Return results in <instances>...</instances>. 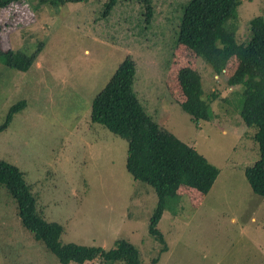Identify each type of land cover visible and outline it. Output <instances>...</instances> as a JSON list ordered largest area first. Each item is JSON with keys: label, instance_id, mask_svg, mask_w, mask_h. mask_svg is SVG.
Listing matches in <instances>:
<instances>
[{"label": "rangeland", "instance_id": "1", "mask_svg": "<svg viewBox=\"0 0 264 264\" xmlns=\"http://www.w3.org/2000/svg\"><path fill=\"white\" fill-rule=\"evenodd\" d=\"M50 1L0 8V49L31 60L26 71L0 60V123L12 105L25 103L0 134V161L22 172L36 211L63 227L61 242L109 251L126 240L141 264L155 258V264H264V200L244 176L258 158L254 130L239 117V87L227 85L236 60L215 75L176 44L189 0H152L148 26L138 0H119L109 15L105 0ZM256 17L264 18V0H240L232 22L238 43L249 40ZM126 56L135 62L133 89L147 114L218 169L206 195L179 187L176 202L166 206L157 225L163 253L148 233L155 192L127 173L126 141L89 118L92 99ZM184 67L199 72L202 97L212 100L207 122H193L180 108L177 72ZM0 264H59L23 229L1 185Z\"/></svg>", "mask_w": 264, "mask_h": 264}, {"label": "trees", "instance_id": "2", "mask_svg": "<svg viewBox=\"0 0 264 264\" xmlns=\"http://www.w3.org/2000/svg\"><path fill=\"white\" fill-rule=\"evenodd\" d=\"M17 1L0 0V8ZM55 1L50 2L56 5ZM81 1L56 2L65 5ZM118 1L105 0L103 15H109ZM138 2L143 8L145 26H148L154 10L152 0ZM239 4L240 0H189L183 6L175 41L210 67L215 75L225 71L230 60L235 58L236 63L230 66L233 69L227 85L239 87L236 92L242 102L239 117L247 128L254 130L252 141L258 151L257 160L244 169V176L253 194L264 200V18H253L248 25L249 40L238 43L232 22L236 19ZM1 59H4L6 67L18 71H26L31 61L25 54L11 49H0ZM135 74V62L126 56L92 99L89 118L92 123L126 141L127 173L134 181L147 184L155 192L157 202L149 219L148 233L161 245L163 253L167 251V245L157 225L166 206L169 202H176L179 187L206 195L217 179L218 169L147 114L133 89ZM201 81L196 70L184 67L177 72V82L185 98L180 108L195 123L211 119L212 100L206 101L202 97ZM24 106L21 101L9 108L0 123V134ZM0 185L15 201L23 229L41 242L59 264H89L94 261L141 264L138 250L126 240H117L114 249L109 251L100 247L63 244L60 239L63 227L43 219L36 211V198L22 172L3 161H0ZM157 260L153 259L151 264Z\"/></svg>", "mask_w": 264, "mask_h": 264}, {"label": "clouds", "instance_id": "3", "mask_svg": "<svg viewBox=\"0 0 264 264\" xmlns=\"http://www.w3.org/2000/svg\"><path fill=\"white\" fill-rule=\"evenodd\" d=\"M239 90V89H238ZM158 259V258H157ZM152 262V261H151ZM151 264V263H150Z\"/></svg>", "mask_w": 264, "mask_h": 264}]
</instances>
